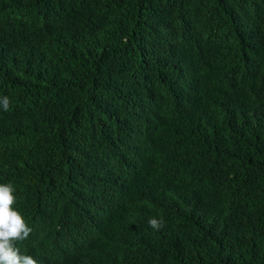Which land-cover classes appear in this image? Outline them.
I'll list each match as a JSON object with an SVG mask.
<instances>
[{
    "label": "trees",
    "instance_id": "obj_1",
    "mask_svg": "<svg viewBox=\"0 0 264 264\" xmlns=\"http://www.w3.org/2000/svg\"><path fill=\"white\" fill-rule=\"evenodd\" d=\"M4 96L45 264H264V0H0Z\"/></svg>",
    "mask_w": 264,
    "mask_h": 264
},
{
    "label": "clouds",
    "instance_id": "obj_2",
    "mask_svg": "<svg viewBox=\"0 0 264 264\" xmlns=\"http://www.w3.org/2000/svg\"><path fill=\"white\" fill-rule=\"evenodd\" d=\"M0 107L5 112L9 110L7 96L0 98ZM12 126L13 123H0V129ZM2 151L8 150L0 149V264H45V260L35 252V247L22 248L20 243L29 237L31 226L35 228L34 222L37 224L40 218L47 219L44 227L46 222L51 221L50 217L43 216L42 206L28 201L27 196L33 191V186L23 181L12 166L10 155ZM148 224L155 230L164 226L163 220L155 217L150 218ZM86 264H93L91 258Z\"/></svg>",
    "mask_w": 264,
    "mask_h": 264
}]
</instances>
